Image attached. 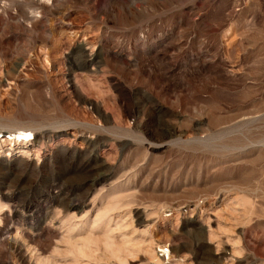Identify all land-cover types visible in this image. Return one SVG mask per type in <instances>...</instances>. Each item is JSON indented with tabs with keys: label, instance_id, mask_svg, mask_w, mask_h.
Instances as JSON below:
<instances>
[{
	"label": "rangeland",
	"instance_id": "rangeland-1",
	"mask_svg": "<svg viewBox=\"0 0 264 264\" xmlns=\"http://www.w3.org/2000/svg\"><path fill=\"white\" fill-rule=\"evenodd\" d=\"M44 1L0 0L2 264H264V0Z\"/></svg>",
	"mask_w": 264,
	"mask_h": 264
},
{
	"label": "bare ground",
	"instance_id": "bare-ground-1",
	"mask_svg": "<svg viewBox=\"0 0 264 264\" xmlns=\"http://www.w3.org/2000/svg\"><path fill=\"white\" fill-rule=\"evenodd\" d=\"M42 1V0H41ZM46 1V3L48 2V5H49V1H52V0H45ZM44 1V2H45ZM56 1V0H55ZM53 2H54V0H53ZM61 2V1H60ZM54 5H56V4H54ZM44 6V5H43ZM57 6V5H56ZM41 7V6H40ZM56 8V7H55ZM46 9V8H45ZM49 9H50V7H49ZM49 9H47V10H49ZM58 9V8H57ZM33 11V10H32ZM51 11V10H50ZM51 13H52V11H51ZM40 17V16H39ZM39 17L38 16H35V17H28V18H26V16H25V19H22V21L21 22H23V23H27V25H28V27L31 29V31H33V30H36V31H38L39 29V25H40V22H39ZM15 18V17H14ZM42 23V22H41ZM44 25V24H43ZM20 26V25H19ZM33 32H35V31H33ZM39 32V31H38ZM32 33V32H31ZM36 33V32H35ZM38 34V33H37ZM42 34H43V32H42ZM41 36H44V37H46V39H48L47 37L48 36H45V35H41ZM44 37H42V38H44ZM45 39V38H44ZM45 39V40H46ZM11 131V130H10ZM13 131H15V132H25V131H31V129H29V128H15V129H13ZM24 134V133H23ZM23 134H18L19 136H22ZM32 134V133H31ZM18 136V137H19ZM17 137V138H18ZM29 137H24V140L25 139H28ZM29 140V139H28ZM6 243V242H5ZM5 243L3 242V243H1L0 244V256H4V255H2V250H3V248H4V245H5ZM159 250H161V248L160 247H157ZM156 248V249H157ZM156 251V254L157 253H160V251ZM151 257H150V260L153 262V264H158L159 263V259H158V256L156 255H153V254H151L150 255ZM1 258V257H0ZM2 259H0V261H1ZM2 262L3 261H1L0 262V264H2Z\"/></svg>",
	"mask_w": 264,
	"mask_h": 264
}]
</instances>
